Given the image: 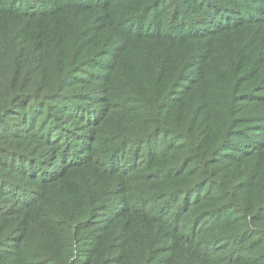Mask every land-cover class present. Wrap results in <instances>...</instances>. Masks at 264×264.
Listing matches in <instances>:
<instances>
[{
  "label": "trees",
  "instance_id": "16d2710c",
  "mask_svg": "<svg viewBox=\"0 0 264 264\" xmlns=\"http://www.w3.org/2000/svg\"><path fill=\"white\" fill-rule=\"evenodd\" d=\"M159 1L161 0H157ZM259 2L264 6V0ZM5 5L6 2L2 6L7 9L0 8V18L5 16V19L0 21V264H172L175 259H181L184 264H200L194 249L210 255L209 245L204 243L209 240H218L215 248L217 251L221 250L219 253L225 252L224 250L232 246L233 242L248 246L249 253L255 252L251 245L263 242L259 225L264 221V198L260 197L261 192L256 188L258 176L264 172V94L256 90L255 83V78L261 73L257 71L252 78L244 77L246 71L242 77L230 75L227 73V68L231 65L226 60L224 50L212 55L210 50L202 49L200 40L203 32L218 30L220 28L218 23H213V28H208L202 26L205 20L211 21L208 15L201 19L188 16L185 24L183 22L181 24L179 20L181 29L183 27L186 30L178 31L174 29V25H171L169 38L154 35L163 29V26L160 29L157 23L160 17L156 14L151 18L152 25L147 30L151 34L127 33L126 35L149 39L148 42L153 47L162 46L166 52L161 56L164 55L168 63L172 60L174 68L178 65L184 67L199 58L200 71L202 73L208 71L213 76V82L216 80L221 82L215 87H223L227 92L223 96L224 100L218 99V102L221 104L220 110L227 111L231 116L229 126L232 129L228 131V134L235 130L233 126L244 130L238 136L241 138L239 152L244 153L241 158L246 160L245 185L236 186L234 190H230L226 177L223 175L225 173H216V169L206 172L197 165L200 164V159L195 157V141L190 140L187 131V129L194 130L197 126L198 119L194 120L197 124L186 125L185 131L176 143L171 140V144L163 149L157 141L156 152L169 150L170 156L175 158V161L164 167L161 170L162 174L149 178V182H163L166 179L189 176L191 188L201 189L198 195L200 197L192 200L193 205H187L190 200L186 197L185 204L182 203L183 192L172 200L173 207H180V212L174 213L173 221L178 223L182 235L173 245H170V241L159 243V239L155 236L158 231L156 226H164V219L161 218L157 223H153L151 215L146 208L142 207V202H139L141 207L135 208V211L140 212L138 216L150 235L147 246L136 247V244L132 243L127 249L130 238L125 236L122 239L125 242L124 246H112L113 253L104 257L103 247L108 240L106 232L118 230V220L128 221L130 217L125 219V216H130L129 213H125L119 219H111L108 225L99 226L96 223L98 216H95L98 211L94 209V206L85 207L81 211L85 216L79 219L76 208L72 205L68 208L74 216L73 221L70 222L65 219L66 210L62 206V211L56 213L51 209V205H59L66 199L60 195L63 193L60 189L67 177L74 176L80 181L86 179L89 170L83 171L88 163L82 151L85 148L91 149L94 142L99 145V138L104 132L101 127L104 121L111 119L115 114L123 115V111L120 110L122 107L128 114L124 118L125 122L130 116L135 115L136 106L129 107L125 100L120 101L119 95L124 92L122 89L113 87V91L110 90L107 95L108 99L103 97L106 104L111 106V111L100 123L101 114L95 117L98 110H95V106L91 104L96 98L93 94V81L75 78L76 74L90 75V72L86 70L88 66L92 68L96 66V57L90 55L79 62L72 60L70 54L77 53L74 42L64 45L66 47L63 48L52 44L43 46L41 43L39 44L41 46L35 47L30 39L14 26V22L21 17L33 18L22 14L23 11L25 14L32 15L29 12L32 11L33 5H21L18 8L15 0ZM246 6L249 8L248 4ZM40 8L45 9L43 5H40ZM151 12L152 10L148 11V13ZM230 20V12L226 11L224 21L229 23ZM140 27L145 29L146 24L143 23ZM238 27L234 25L232 30ZM159 38L165 41L160 44ZM117 42L109 48L118 47L125 54L134 47L131 40L124 39V47ZM189 45L196 46L197 50L185 60L183 49ZM169 50L181 53L180 59L173 60ZM156 55L147 46L142 56L154 59ZM234 68L238 72L237 66ZM102 78L106 80L107 76ZM184 79L174 81L169 90L178 91L180 85L184 94L191 88H195L196 83H193L195 76L191 75ZM114 80L115 78L110 75L107 81L114 82ZM210 84L211 81L206 85ZM120 86L125 84L120 83ZM211 88L212 85H210ZM241 94H243L242 97H240ZM116 102L121 107L115 108ZM231 106L240 108L242 111L232 115ZM252 107L258 109V114L246 112ZM189 119L193 120L194 117L191 116ZM156 127H151L150 131L155 133ZM172 130L175 129L172 128ZM114 134L111 141L113 154L108 159L120 157L122 154L127 156L131 145H133L131 154H134L138 145L134 146V142L130 140L124 152H120L123 144L119 146L118 144L127 138H122L123 133ZM148 140L147 136L141 139L140 152H136L133 157L135 159L139 156L141 163L138 168H148L151 156L155 155L150 153L152 149L149 150ZM238 149L234 142H228L213 156H210V151H207L204 154V161L215 160L216 165L222 168L220 164L225 161L220 155L241 156L236 154ZM142 154L149 158L146 160L144 156L140 157ZM61 162L62 166H59ZM131 176L128 175V177ZM234 179L240 181V178ZM39 185L45 190H39ZM239 194L244 196V203L232 200ZM149 195H156V193ZM233 208L237 209L230 215L231 211L228 209ZM58 220L64 225L52 227ZM127 226L125 225V228ZM165 228L168 229L167 226ZM252 232L258 233L249 236ZM185 234L192 235L186 237ZM86 237L94 240L98 248L96 252L81 249L80 244H83ZM197 240H201L202 243L199 245ZM167 246H179L182 253L178 255L171 253L166 259H159L164 253L159 254L157 250ZM245 257L243 255L242 258ZM226 260L234 261L236 257H226L223 262Z\"/></svg>",
  "mask_w": 264,
  "mask_h": 264
},
{
  "label": "rangeland",
  "instance_id": "374dc122",
  "mask_svg": "<svg viewBox=\"0 0 264 264\" xmlns=\"http://www.w3.org/2000/svg\"><path fill=\"white\" fill-rule=\"evenodd\" d=\"M11 1L13 0H0V8L7 9L2 5L5 2L7 5ZM15 1H17L18 8L21 5H33L32 11L29 12L32 15L25 14L21 10L22 14L33 18L21 17L14 22V26L30 39L32 45L36 47L41 46L40 43L43 46L52 44L63 48L66 47L64 45L74 42L77 53L70 54L72 60L79 62L90 55L96 57V66L94 68L87 67L86 71H89L90 75L76 74L75 78L93 81V94L96 98L91 104L95 106V110H98L95 117H99L101 114L100 123L111 111V106L106 104L103 97L108 99L107 95L110 90L113 91V87L122 89L124 92L125 95H119L120 101L125 100L129 107L136 106L135 115L130 116L124 122V118L128 114L117 102L114 104L115 108L121 107L123 115L115 114L111 119L105 120L101 126L104 132L99 138V145L97 142L93 144L90 142L93 145L91 149L85 148L82 151L88 163V166L83 169V171L89 170L88 175L85 174V176L87 175L86 179L80 181L74 176L67 177L62 182L60 189L63 192L60 195L66 199L59 205H51V209L56 213H60L64 208L66 210L65 219L70 222L73 221L74 216L68 211L69 207L74 205L77 215L81 219L85 216L81 211L85 207L94 206V209L98 211L95 216H98L96 223L99 226L108 225L111 219H119L125 213H129L130 216H125V219L130 217L128 221L118 220V230L106 232L108 240L103 247L104 257L113 253L112 246L123 247L125 242L122 239L125 236L130 238L127 249L132 243H135L136 247L147 246L150 235L138 216L140 212L135 211V208L141 207L139 202H142V207L146 208V211L151 215L153 223H157L161 218L164 219V226H156L158 231L155 236L159 239V243L170 241V245H173L182 235L178 223L173 221V215L180 212V207H173L172 200L180 192H183L181 197L184 201L182 203L185 204L186 197L190 200L187 205H193L192 200L200 197L198 195H200L201 189L199 187L191 188L189 176L180 179H166L163 182H149V178L162 174L161 170L175 161V158L170 156L169 150L156 152L157 141L163 149L171 144V140L176 143L185 131L186 125L197 124L194 120L198 119L195 129H186L190 140L195 141V157L200 159V164L197 165L205 169L206 172L216 169V173H225L223 175L226 177L230 190H234L236 186L245 185L246 160L241 158L244 153L239 152L241 138L238 136L244 130L233 126L235 130L228 134V131L232 129L229 126L231 116L227 111L220 110L221 104L218 102V99L224 100L223 96L227 92L223 87H215L221 82L217 80L213 82V76L208 71L203 73L200 71L201 60L199 58L184 67L178 65L174 68L172 60L168 63L165 60L166 57L161 56L166 52L162 46L153 47L150 46L149 39H141V36L133 38L126 34H151L147 30L152 25L151 18L157 14L160 17V21L157 23H159L160 29L162 26L163 29L154 35L170 38L168 34L172 30L171 25H174V29L178 31L186 30L183 27L181 29L179 20L181 24L182 22L185 24L188 16L201 19L208 15L212 22L207 19L202 26L213 28V23H218L220 28L216 31L203 32L200 40L202 49L210 50L212 55L224 50L226 60L231 65L227 68V73L230 75L242 77L246 71L244 77L252 78L257 71H260L261 74L255 78L256 90L264 94V6L259 2L260 0H161L159 2L157 0H66L67 3H63L61 0ZM246 4L249 5V8ZM40 5H43L45 9L41 10ZM150 10L152 12L148 13ZM226 11H229L231 15L229 23L224 21ZM4 19L5 16H1L0 21ZM143 23L146 24L145 29L140 27ZM234 25L239 26L238 29L232 30ZM124 39L134 43V47L125 54L118 47L109 48L111 45H116V41H118L117 44L124 47ZM159 41L162 44L165 40L159 38ZM107 45L108 47H106ZM147 46L154 54H157L154 59L148 56L143 58L142 55ZM196 50L197 47L194 45L186 46L183 49L184 59H189ZM169 51L173 60L180 59L181 53L174 50ZM139 58L142 59L137 60ZM136 63L138 65H135ZM235 66H237L238 72H236ZM110 75L115 78L114 82L107 81ZM191 75L195 76L193 81L196 83L195 88H191L184 94L180 85L178 91L169 90L174 81L177 82L184 78L186 80V77ZM103 76H107V79L104 80ZM209 81H211V89L210 85H206ZM120 83H124L125 86H120ZM242 96L243 94L240 95V97ZM230 110L233 112L232 115L242 111L234 106H231ZM246 112L258 114V109L252 107ZM191 116L194 117L193 120L189 119ZM153 126H157L155 133L150 131ZM113 133H115L114 135L123 133L124 137L122 138H127L118 144V146L123 144L120 152H124L130 140L134 142V146L138 145L134 154H131V151L133 152V145H131L127 156L122 154L120 157L116 156L109 160L108 157L113 154V146H111ZM144 136L149 138L147 143L149 150L152 149L150 153H155V155L151 156L148 168H138L141 163L139 156H136L135 159L133 157L136 152H140L139 144ZM228 142H234L238 146L236 154H241V156L227 157L226 154H221L220 157L225 161L220 164L222 168L216 165L215 160L204 161V154L207 151H210V156H213ZM143 156L144 154L140 155V157ZM144 158L147 160L149 156H144ZM59 166H62V162ZM132 170L134 172H130ZM128 175L132 176L128 177ZM234 178H240V181L238 182ZM256 185V188L261 192L260 197L264 198V172L258 176ZM38 189L44 188L39 185ZM153 193L156 195H149ZM243 197L239 194L232 200L244 203ZM236 209H228L231 211L230 215ZM60 225L64 224L58 220L57 224L52 227ZM125 225L128 226L125 228ZM259 229L263 242L251 245L255 249L254 253L247 252L248 246L240 245L238 242H233L234 244L227 247L225 252L219 253L221 250L217 251L215 248L218 240H209L204 243L209 245L211 254L207 255L194 249L196 259L200 261V264H264V221L259 225ZM256 233L258 232H252L249 236ZM191 235L185 234L184 236ZM168 237L169 240H167ZM197 242L199 245L202 243L201 240H197ZM80 247L83 251L92 253L98 249L94 240H89V237L85 238ZM157 252L164 253L160 255L159 259H166L171 253L173 255L181 254L182 249L179 246H167L158 249ZM243 255L246 257L242 258ZM230 256H235L236 260L223 262L226 257ZM172 264H184V262L181 259H175Z\"/></svg>",
  "mask_w": 264,
  "mask_h": 264
}]
</instances>
